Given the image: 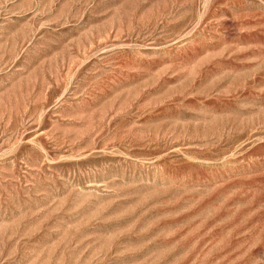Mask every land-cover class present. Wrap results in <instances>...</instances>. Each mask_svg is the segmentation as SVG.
<instances>
[{
  "label": "rangeland",
  "instance_id": "374dc122",
  "mask_svg": "<svg viewBox=\"0 0 264 264\" xmlns=\"http://www.w3.org/2000/svg\"><path fill=\"white\" fill-rule=\"evenodd\" d=\"M0 264H264V0H0Z\"/></svg>",
  "mask_w": 264,
  "mask_h": 264
}]
</instances>
